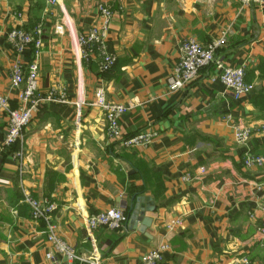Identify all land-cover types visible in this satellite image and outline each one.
I'll return each instance as SVG.
<instances>
[{
  "label": "crops",
  "instance_id": "0c3cea01",
  "mask_svg": "<svg viewBox=\"0 0 264 264\" xmlns=\"http://www.w3.org/2000/svg\"><path fill=\"white\" fill-rule=\"evenodd\" d=\"M98 5L112 13L107 47L115 57L107 73L97 59L81 58L77 37L100 26ZM42 21L37 92L63 94L43 101L22 138L0 155V264H140L159 244V264H264L258 244L259 207L264 204V166L247 169L243 154L264 157V5L238 0H0V94L17 108L10 81L14 63L33 60L32 49L14 52L6 41L13 28L29 31ZM65 24L62 35L54 27ZM201 46L219 39L223 67H244L252 91L233 100L211 66L193 85L169 92L168 80L182 41ZM128 108L119 119L123 140L110 139L94 92ZM252 130L245 148L235 144L231 124ZM7 116L0 112V138ZM153 131L146 147H127ZM203 170V172H201ZM189 175L190 180H185ZM25 195L51 203L56 236L78 257L52 251L43 221L34 222ZM134 195L150 200L149 226L87 229V219L116 208L128 213ZM118 207V208H117ZM126 216V215H125ZM180 220L171 232L165 225Z\"/></svg>",
  "mask_w": 264,
  "mask_h": 264
},
{
  "label": "built area",
  "instance_id": "2783aa9c",
  "mask_svg": "<svg viewBox=\"0 0 264 264\" xmlns=\"http://www.w3.org/2000/svg\"><path fill=\"white\" fill-rule=\"evenodd\" d=\"M56 0H47L51 5ZM243 6L258 5L263 6L264 0H238ZM100 18V26L92 27L86 35L77 37V45L81 50V58L90 60L97 59L98 70L101 74L109 72L115 65L116 59L109 52L107 47V29L112 18L110 9L104 5L97 7ZM66 29L65 24H58L54 27L55 35H62ZM6 41L11 49L17 54L23 53L26 49H32L33 60L27 66L19 62L13 64L10 72L12 85L19 89L17 94V108H11L7 97L0 94V112L7 116V126L4 135L0 138V155L12 147L22 138V133L31 122L33 115L38 110V106L43 101L57 100L65 102L63 94L58 95L50 91L45 96L37 92L38 80V57L42 49V23L38 24L31 32L20 28H13L6 33ZM224 43V39H219L207 46H201L196 40L189 38L182 41L179 49V60L173 70L172 77L168 80L167 88L169 92L183 90L192 85L198 78L201 71L215 66L218 75L217 80L229 91L233 100L237 101L246 97L252 91V87L245 83L244 67H223L215 59L217 49ZM92 106L99 109L103 115L106 125V134L110 139L120 140L122 133L119 126V119L127 112L128 108L123 105L107 100L103 88H97L94 92ZM234 142L237 146L245 148L252 135V130L240 124H231ZM157 137L156 132L146 131L127 139L124 144L129 147H146ZM242 164L245 168L251 169L264 166V158L258 155L244 153ZM203 172V170H201ZM185 180L189 181L190 176L186 175ZM258 188H264V177ZM23 202L28 205L30 215L34 222L43 221L46 226V239L51 244L52 251L64 256L67 260L74 261L78 257L72 249L55 234V227L50 223V218L55 207L46 200H35L29 195H25ZM261 220L257 227L258 244L264 248V204L259 207ZM126 222V216L122 211L111 208L87 219V229L91 232L100 227L108 230L119 229ZM180 220L170 221L165 225V230L171 232L181 227ZM167 250L165 244H159L141 256L140 264H159L162 254ZM46 260L50 264H59L53 254L48 252ZM87 264H100L97 257L93 256L86 260ZM234 264H250L243 259Z\"/></svg>",
  "mask_w": 264,
  "mask_h": 264
},
{
  "label": "water",
  "instance_id": "95a60500",
  "mask_svg": "<svg viewBox=\"0 0 264 264\" xmlns=\"http://www.w3.org/2000/svg\"><path fill=\"white\" fill-rule=\"evenodd\" d=\"M135 200V206L130 205L129 211L126 215V226L136 228L137 224L140 223L138 228L139 232H143L150 224L149 220H146L144 215L146 212H150L153 209L149 199L134 195L131 201ZM118 208V207H117Z\"/></svg>",
  "mask_w": 264,
  "mask_h": 264
},
{
  "label": "trees",
  "instance_id": "16d2710c",
  "mask_svg": "<svg viewBox=\"0 0 264 264\" xmlns=\"http://www.w3.org/2000/svg\"><path fill=\"white\" fill-rule=\"evenodd\" d=\"M40 23H42V21H38V22L33 26V28L30 29L28 32H31V31H32V30H33L38 24H40ZM244 81H245L246 84H248V83L246 82V73H245V80H244ZM193 84H194V83H193ZM193 84H192V85H193ZM190 86H191V85H190ZM190 86H189V87H190ZM13 109H14V108H13ZM137 135H138V134H137ZM129 138H131V137H129ZM129 138H128V139H129ZM123 139H124V137H123V135H122V137H121L120 140H123ZM249 153H250V152H249ZM250 154H252V153H250ZM243 155H244V154H243ZM253 155H255V154H253ZM125 215H127V213H125Z\"/></svg>",
  "mask_w": 264,
  "mask_h": 264
},
{
  "label": "rangeland",
  "instance_id": "374dc122",
  "mask_svg": "<svg viewBox=\"0 0 264 264\" xmlns=\"http://www.w3.org/2000/svg\"><path fill=\"white\" fill-rule=\"evenodd\" d=\"M233 124H236V123H233ZM264 158V157H263Z\"/></svg>",
  "mask_w": 264,
  "mask_h": 264
}]
</instances>
